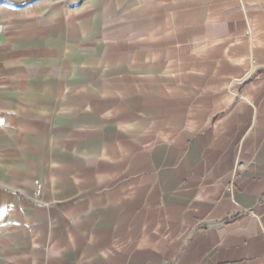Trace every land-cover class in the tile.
Instances as JSON below:
<instances>
[{
    "label": "crops",
    "instance_id": "crops-1",
    "mask_svg": "<svg viewBox=\"0 0 264 264\" xmlns=\"http://www.w3.org/2000/svg\"><path fill=\"white\" fill-rule=\"evenodd\" d=\"M45 1L0 2L47 10L0 75V264H264V0Z\"/></svg>",
    "mask_w": 264,
    "mask_h": 264
},
{
    "label": "rangeland",
    "instance_id": "rangeland-1",
    "mask_svg": "<svg viewBox=\"0 0 264 264\" xmlns=\"http://www.w3.org/2000/svg\"><path fill=\"white\" fill-rule=\"evenodd\" d=\"M2 1L0 0V2ZM8 1L15 4H29L35 0ZM147 2L148 0H53L45 1L44 4L48 6V11L52 8L50 6L56 4L65 3L68 7L78 5L77 8L72 9L75 20L84 18L86 14H88L89 18L97 12L99 14L98 18L103 22V20L115 21L122 19L130 21L141 18V14L147 13ZM137 4H139L138 10H136ZM36 12L39 22H41V13H47L45 9L19 11L13 7L0 6V75L8 73L10 69L12 71V68H18L19 56L24 55L35 47L36 38H39L42 34L41 27L37 26L38 24L35 21ZM100 12L102 16H100ZM15 57L17 63L15 62L13 65L11 62Z\"/></svg>",
    "mask_w": 264,
    "mask_h": 264
},
{
    "label": "built area",
    "instance_id": "built-area-1",
    "mask_svg": "<svg viewBox=\"0 0 264 264\" xmlns=\"http://www.w3.org/2000/svg\"><path fill=\"white\" fill-rule=\"evenodd\" d=\"M42 189L43 185L39 182L36 183V192H35V198L39 199L42 195Z\"/></svg>",
    "mask_w": 264,
    "mask_h": 264
}]
</instances>
